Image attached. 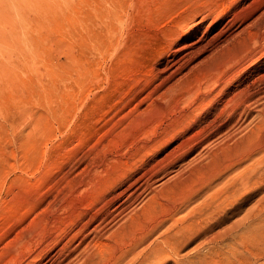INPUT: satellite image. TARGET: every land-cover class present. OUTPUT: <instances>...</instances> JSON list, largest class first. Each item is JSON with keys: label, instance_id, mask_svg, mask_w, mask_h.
Returning a JSON list of instances; mask_svg holds the SVG:
<instances>
[{"label": "rangeland", "instance_id": "374dc122", "mask_svg": "<svg viewBox=\"0 0 264 264\" xmlns=\"http://www.w3.org/2000/svg\"><path fill=\"white\" fill-rule=\"evenodd\" d=\"M251 1L0 0V264H138L186 201L200 232L152 264H263L264 57L238 63L262 41L216 37ZM222 92L254 100L231 120Z\"/></svg>", "mask_w": 264, "mask_h": 264}, {"label": "bare ground", "instance_id": "6f19581e", "mask_svg": "<svg viewBox=\"0 0 264 264\" xmlns=\"http://www.w3.org/2000/svg\"><path fill=\"white\" fill-rule=\"evenodd\" d=\"M244 0H229V4H227V5H231V4H233V3H236V2H243ZM238 3V4H239ZM247 3V2H246ZM244 4V3H243ZM223 5V4H222ZM223 7V6H222ZM230 8V7H229ZM228 8V9H229ZM227 9V10H228ZM240 9V8H239ZM262 9H264V0H252L251 1V3L250 4H248L247 6H244L243 8H241L239 11H237L235 14H233V16H232V18L229 20V22H228V24H227V26H225L224 28H222L218 33H217V35H216V37H220V36H225V37H227L228 35H230V30H231V32L233 33V32H235L241 25H242V23L244 22L245 24H246V27L242 30V32H244V31H251L250 33H252V35H254V43L253 44H257L258 42L259 43H261V41H262V44L261 45H258V50H251V49H249L248 48V46H247V44L244 46V47H242L238 52H239V56H240V59H239V61H238V63H242V65H245L246 63H249L250 65H253L254 63L256 64V62L258 61V60H260L261 58H263L264 57V11L263 12H261V10ZM256 11H260L261 12V14H259L258 16H255L254 17V15H255V13H256ZM210 17H213V15H210ZM246 19V20H245ZM256 27L258 28V30H256L255 31V29H256ZM258 43V44H259ZM251 45V44H250ZM252 46V45H251ZM237 52V53H238ZM247 61V62H246ZM238 63H237V66H238ZM239 64V65H240ZM236 66V67H237ZM239 68V67H238ZM237 68V69H238ZM237 69L235 70V71H237ZM233 70V69H232ZM235 71H233V72H235ZM239 71V70H238ZM220 72V71H219ZM219 72H218V74H219ZM233 72H231V70L230 71H227V72H225V73H223V72H221L217 77H219L220 79H221V83H225V82H230L231 80H232V78H231V73H233ZM235 75V74H234ZM262 75V74H261ZM240 76V75H239ZM250 76V75H249ZM264 76V75H263ZM248 77V76H247ZM246 78V77H245ZM262 78L263 77H261V80H262ZM219 79V80H220ZM236 79V78H235ZM244 79V78H243ZM246 79H248V78H246ZM257 79H259V78H257ZM257 79H256V81H257ZM241 80V79H240ZM239 82V81H238ZM252 82H254L255 83V81H252ZM264 82V81H263ZM216 83V82H215ZM214 83V84H215ZM212 85L209 89H208V93H210L211 94V92H216L215 90V86L216 85ZM257 84V83H256ZM259 84V83H258ZM238 85H240V84H238ZM242 85H243V83H242ZM247 86H248V84H246ZM250 85V84H249ZM252 85H253V83H252ZM262 85V84H261ZM251 86V85H250ZM256 86V85H255ZM213 87V88H212ZM222 87V86H221ZM253 87V86H252ZM218 88V87H217ZM220 88V87H219ZM218 88V89H219ZM236 88V87H235ZM225 89V88H224ZM223 89V90H224ZM246 89V88H245ZM259 89V88H258ZM257 89V90H258ZM222 90V91H223ZM252 90H254V89H252ZM256 90V89H255ZM254 90V91H255ZM256 90V91H257ZM260 90V89H259ZM259 90H258V92H259ZM238 91H240V90H238ZM224 92V91H223ZM223 92L222 93H220L221 95H222V98L223 99H225L226 100V98H225V95L223 96ZM253 92V91H252ZM251 92V93H252ZM263 92V91H262ZM249 94H251L250 92H248ZM260 93V92H259ZM255 94V93H254ZM262 94V93H261ZM205 95V94H204ZM208 94H206L205 96H203L202 98H199V101L197 100V101H194V106H197L198 104H200L201 102H203L208 96H207ZM215 95V94H214ZM212 96V95H211ZM218 96H220V95H218ZM256 96V95H255ZM263 96V95H262ZM261 96V97H262ZM215 100V97L214 96H212V99L211 100ZM250 99L252 100L253 99V97L251 96V98H249V96L247 95V96H244V94L242 95V93H240V94H236V95H233L230 99H227L223 104V111H224V114L226 113V110L228 109V108H231V107H235V109H234V111L230 114V115H228V118H230L231 120L235 117V112H236V110L239 108V106L240 107H242V105H244L245 103L247 104L249 101H250ZM254 100V99H253ZM259 100V99H258ZM258 102V101H257ZM240 103V104H239ZM252 103V102H251ZM253 103H256V102H253ZM221 104H222V102H221ZM250 104V103H249ZM248 104V105H249ZM192 105V104H191ZM248 105L247 106H244L243 108H242V114L244 113V111H246L247 109V111H249V108H248ZM253 105V104H252ZM257 105H258V103H257ZM263 109V108H262ZM220 114V113H219ZM249 114V113H248ZM218 116V115H217ZM225 116H227V115H225ZM240 116H242L241 115V113H240ZM249 117V116H248ZM236 118V117H235ZM240 118V117H239ZM238 118V119H239ZM217 119V118H216ZM244 119V118H243ZM221 120V119H220ZM224 121V120H223ZM226 121H228V119L226 120ZM243 121V120H242ZM237 122H238V120H237ZM236 122V123H237ZM222 123H224V122H222ZM242 123V122H241ZM235 124V123H234ZM229 134V133H228ZM227 137H228V135H227ZM230 137V136H229ZM192 138V137H191ZM191 138H188L187 140H185V141H183L182 142V144H181V146L184 148V149H186L187 148V146L191 143ZM237 143V142H236ZM238 145V144H237ZM190 146V145H189ZM187 150H189V149H187ZM191 151V150H190ZM262 151V150H261ZM173 152V151H172ZM264 152V151H263ZM246 154V153H245ZM251 154H249L248 155V157H245V158H249V156H250ZM246 156V155H245ZM256 171V170H255ZM146 173H147V171H145ZM150 172L148 171V174H149ZM256 173H257V178L255 179V181L253 182L254 184H257V183H259L258 184V186L257 187H260L262 184H263V182H262V180H263V178H264V168L263 167H261V166H259L258 168H257V171H256ZM148 174H146V175H148ZM148 177H150V176H148ZM149 179H151V177L150 178H146L145 180V182L146 183H148V180ZM234 179V178H233ZM235 180V184H234V186H232V187H229V188H226V189H224L223 187L219 190V193H221V194H231L233 191H235L236 190V188H237V184H239V182L236 180V179H234ZM136 182V181H135ZM245 182V181H244ZM224 185V184H223ZM248 185H246V186H242V185H240V187H247ZM149 187V186H148ZM262 200H264V196H263V194L261 195V197L256 201V203H255V206L257 205V203H260ZM188 205V203H187V201L185 202V203H183V208H177V209H175V208H171L170 209V211H169V213H170V215L167 217V218H161V219H159V220H157L156 221V223L155 224H157L154 228H153V226L149 229V232H148V235H147V237L145 238H141L140 240V242H139V244L140 243H142V242H144L148 237H150V236H152L155 232H156V230H158V229H160V228H162L169 220L171 221L170 223H169V225H168V228H167V230L162 234V235H160V237H161V239L159 240V241H156V242H150L149 244H148V246H149V248L142 254V259L140 260V262L138 263V264H152L153 262H155V257H156V261H158V260H160L162 257H163V253H165V259L168 257V256H170V254L169 253H177V251H178V249L179 248H182L183 247V245L185 244V243H187V242H190L191 240H193V239H195L196 237H197V235H198V233L200 232V231H198L197 232V230L196 229H193V223L191 222V221H189V220H187L186 218H184V216L187 214V215H190V216H194V215H191V214H189L188 212L189 211H191V210H193L195 207H193V208H191V209H189L188 211H186V214L185 215H183V216H181L180 217V220L179 219H177V218H175V216L177 215V214H179L180 212H182V211H185L186 210V206ZM262 215L261 214H255V212H254V206H253V209L251 210V213H250V216L249 217H252V218H254L256 221H253V222H250L249 224V229H250V232H257V231H260V230H262V228L264 227V218H257V217H261ZM154 224V225H155ZM162 225V226H161ZM159 226H161V227H159ZM159 227V228H158ZM171 228H173L174 230H175V232L174 233H171ZM186 228H192V232H191V235H187V234H184L183 233V231L186 229ZM196 232V234H194L193 235V233H195ZM249 232V231H248ZM193 235V236H192ZM138 244V245H139ZM200 244V243H199ZM202 244H204V243H201L200 245H202ZM206 244V243H205ZM208 244V243H207ZM138 245H136V247L138 246ZM199 247H198V244H197V246L195 247V249H198ZM254 248H256V247H254ZM175 249V250H174ZM247 249V248H246ZM134 250H135V248L133 249V250H131L130 252H129V254L130 253H133V254H135V255H138L139 253H135L134 252ZM171 250H173V251H171ZM256 250V249H255ZM255 250H249V254H250V256L245 260L246 261V263H248V264H251V258L253 257V256H255L258 260H261V257L260 256H262V254H260L259 252H255ZM171 251V252H170ZM247 253V252H246ZM262 253V252H261ZM254 258V257H253ZM255 258V259H256ZM135 259V256H133L132 257V259H127L126 258V256H120L119 258H118V260H117V262L115 263V264H129V260H134ZM81 260V259H80ZM79 260V261H80ZM93 262H95V261H93V259H91L90 257H86V258H84V259H82L81 261H80V263L79 264H92ZM259 262V261H258ZM257 262V263H258ZM96 264V263H95ZM99 264V263H98ZM132 264H137L136 262H134V263H132ZM157 264V263H156ZM177 264H179V261H177ZM181 264V263H180ZM263 264H264V262H263Z\"/></svg>", "mask_w": 264, "mask_h": 264}]
</instances>
